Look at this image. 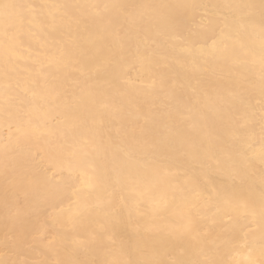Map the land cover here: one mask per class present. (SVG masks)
Wrapping results in <instances>:
<instances>
[{"label":"bare ground","instance_id":"bare-ground-1","mask_svg":"<svg viewBox=\"0 0 264 264\" xmlns=\"http://www.w3.org/2000/svg\"><path fill=\"white\" fill-rule=\"evenodd\" d=\"M5 2L0 264H259V0Z\"/></svg>","mask_w":264,"mask_h":264},{"label":"snow or ice","instance_id":"snow-or-ice-1","mask_svg":"<svg viewBox=\"0 0 264 264\" xmlns=\"http://www.w3.org/2000/svg\"><path fill=\"white\" fill-rule=\"evenodd\" d=\"M19 5L12 3H0V9H2V13H0V18L3 19L4 24V36L6 39H15V30H18L21 25H23L24 21L18 14L15 13V9L19 8ZM58 8H68L72 7L71 5H57ZM107 7V6H106ZM112 7H117L121 9V13L128 17V23L131 25H140L145 23L144 17H134L129 16L124 6L113 5ZM160 7H169L167 5H162ZM180 7H196L195 5H181ZM225 8L235 7L237 9H246L248 11L254 10L256 7H259L261 11V15L264 16V0H259V5L248 3L242 5H223ZM55 21L53 20V23ZM149 24L151 23H167V18L163 16H157L153 18H149L147 21ZM31 23V21H29ZM209 24L213 23L212 20L208 21ZM10 59V56H9ZM259 88L260 95L262 97V101H264V51L261 53V73L259 76L258 84L256 81H248V88L255 89ZM261 122L264 124V106L261 108ZM261 162L264 163V153L261 154ZM264 179V177H262ZM260 221L262 227H264V202H262L260 207ZM262 256H264V252H262ZM144 264H151L149 261H145ZM193 264H216L215 261L207 260V261H195ZM259 264H264V259L259 261Z\"/></svg>","mask_w":264,"mask_h":264}]
</instances>
